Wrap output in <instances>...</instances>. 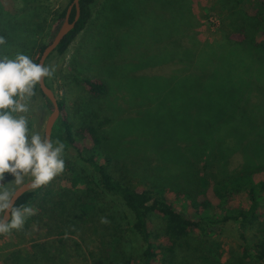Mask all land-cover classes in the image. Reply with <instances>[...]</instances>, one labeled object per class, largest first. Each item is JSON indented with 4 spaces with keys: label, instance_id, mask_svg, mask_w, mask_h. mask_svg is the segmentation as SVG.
<instances>
[{
    "label": "trees",
    "instance_id": "trees-1",
    "mask_svg": "<svg viewBox=\"0 0 264 264\" xmlns=\"http://www.w3.org/2000/svg\"><path fill=\"white\" fill-rule=\"evenodd\" d=\"M140 1L106 0L105 9L111 15L105 17L107 22L115 25L125 24L121 17L130 15L135 4ZM33 2L32 5H28L24 0H0V36L6 41L1 46L7 52L6 56L14 58L17 53L30 56L33 52L34 38L29 22L39 17L41 11V6L36 3L38 1ZM70 2L71 0H68L67 5ZM96 2L97 0L79 1L80 15L75 26L50 53L44 63L45 66H48L53 58L62 55L77 34L87 27ZM65 12L66 6L53 10V18L47 25L44 35L46 41L40 42L35 50L34 62L37 63L43 48L58 30L64 20ZM74 13L73 8L70 20L73 19ZM252 16L255 18V23L249 26L242 25L237 29L240 31L238 34L241 33L239 35L243 38L237 39V42L226 39L231 48L225 55L218 53L219 48L226 46L225 44L210 42L207 44V57L202 62H194L185 69L179 68L174 76L189 75L194 95L202 90L198 93L202 99L195 102L196 105L192 104L194 105L192 112L193 118L198 121L196 131L200 132L198 130L200 128L208 133V137L201 135L190 140L184 139L191 146L187 154L192 155L195 151L199 153L201 148L211 146L216 138L210 129L217 128L219 124L211 120V115L207 114L210 98L205 92L210 90L212 83L221 76V70L225 69L229 75L215 93L226 95L228 108L223 112L229 113L234 107L235 110H239V106L242 105L240 91L245 85L239 81V78L248 76L247 71L250 70L246 67L245 59L239 58L235 48L243 47L245 55L248 52L253 54L254 50L259 53V60L264 59V0H258ZM39 27L44 29V26ZM110 36L118 40L120 45L123 32L120 29L118 34L114 33ZM119 45L116 47L118 51ZM220 55L232 60L225 65ZM110 74L114 75L113 72ZM230 74L239 75L234 80ZM260 75H256L255 80H259ZM73 76L86 91L84 103L80 106L83 110L81 122L69 118L64 102L58 100L60 114L54 123L51 139L53 141L59 139L65 144L64 154L70 149L73 150L74 162L79 164L85 175L82 177L76 175L70 184L75 185L82 181L85 192L83 195L78 193L72 201H67L66 198L54 199L50 190L53 191L55 185L51 181L43 187L29 190L21 195L15 203L16 206H30L38 201L41 208L39 214L51 211L58 230L52 239L31 242L26 251L11 250L0 264H70L74 252L77 253L80 245L69 234L74 235L76 228L91 223V216L95 218L105 202L120 205L122 209L121 213L116 211L107 216L111 226H107L103 233H99L95 224H91L90 234L98 239L96 249L90 252L92 257L96 256L93 264H178L176 263L178 250L191 252L189 256L192 261L188 264H221L219 258L213 255V249L206 248L203 243L208 241L207 238L218 233L221 226L227 222L236 225L239 241L236 251L237 263L264 264V161L244 164L241 169L227 174L224 171H217V175L207 172L211 174L210 177H207L206 173L199 178L195 188L190 189L168 190L158 182L154 183V180L137 179L127 172L125 166L119 165L120 160L114 156L115 150L125 151L127 147L118 143V137L115 135L119 129L117 118L111 114L109 107L113 90L109 76L107 75L106 78L103 75L83 71H75ZM204 80L207 82L203 83ZM45 83L52 89L47 78ZM147 84L144 89L141 88L138 103L135 97L134 103L128 102L131 103L132 111L139 113V119L133 126H138L139 139L137 138L135 142L136 146L142 148L144 157L152 148L156 153L172 148L177 139L173 124L168 117L166 121L149 116L143 121L140 120L144 112L147 114L153 109L154 101L168 98V94L165 93L159 98L152 99L153 91L161 87L154 88L152 82ZM247 90L246 87V92ZM36 92L46 100L51 111L52 103L41 93L38 85L35 88ZM132 94L136 95L133 92ZM162 109L165 110L166 107ZM164 114L167 115V110ZM222 117L219 116L218 119L222 121ZM133 133L136 135L135 128ZM217 147L224 155L219 143ZM181 157L177 156V158ZM205 167L210 168V165L204 164L203 168ZM47 186L51 189L43 190ZM93 210L96 212L91 214ZM192 240H197V244ZM213 244L215 243L212 241L210 245Z\"/></svg>",
    "mask_w": 264,
    "mask_h": 264
},
{
    "label": "rangeland",
    "instance_id": "rangeland-1",
    "mask_svg": "<svg viewBox=\"0 0 264 264\" xmlns=\"http://www.w3.org/2000/svg\"><path fill=\"white\" fill-rule=\"evenodd\" d=\"M24 1L32 5L36 0ZM37 1L36 3L41 6L40 16L29 22L34 38L33 52L30 55L33 61L38 45L46 41L44 35L47 25L53 18V10L67 6L68 3V0ZM105 1L97 0L87 27L77 34L62 55L53 58L48 64L54 67L55 71L51 77L46 78L57 99L64 102L69 118L81 122L83 110L80 106L86 96L85 89L74 79L75 71L91 72L106 78L108 75L113 88L109 107L111 114L117 118L119 129L115 135L118 137V143L127 147L125 151L115 150L114 156L120 160L119 165L125 166L127 172L137 179L154 180V183L158 182L168 190L190 189L195 188L199 178L205 176L207 172L224 171L227 174L241 169L244 164L264 161V59H258L259 53L253 50V54L248 52L245 55L243 47L235 48L239 58L245 59L246 67L250 70L247 71L248 76L239 78V81L245 85L240 91V100L243 102L239 110H235L234 107L229 113L223 112L228 108L226 95L215 94L217 88L228 79L229 75L225 69L221 70V76L212 83L211 89L205 92L210 98L207 114L211 115V120L217 122L219 126L210 129V132L216 135L211 146L201 148L199 153L195 151L192 155L187 154L191 146L184 139L190 140L201 135L208 137V133L200 128L198 129L200 132L196 131L198 121L193 118L192 112L194 106L192 104L196 105L195 102L202 99L198 94L202 90L194 95L189 75L174 77L179 68L185 69L194 62H202L207 57V44L210 42L225 44L226 46L218 50V53L225 55L231 48L226 39L237 42L236 40L242 37L237 29L242 25L249 26L255 23L252 15L258 0H175L174 2L141 0L135 4L130 15L121 17L125 21L123 25L107 22L106 18L111 15L105 9ZM39 26H44V29ZM119 28L123 32L120 45L118 40L110 36V34H118ZM118 45L119 51L116 48ZM6 54L5 49L0 45V56ZM221 57L225 65L232 60L229 57ZM230 75L235 80L239 74ZM256 75H260L259 80H255ZM150 82L154 84V88L161 87L153 91L152 99L159 98L165 93L168 94V98L154 101L153 109L147 114L144 112L140 120L143 121L149 116L166 121L168 117L173 124L177 139L172 148L163 149L158 153L152 148L144 157L142 148L136 146L135 142L137 138L139 139L138 126H133L139 119V113L132 111L131 103L128 102L134 103L135 97L138 103L141 88L144 89L145 84ZM162 107L166 109L163 110ZM166 110L167 115L164 114ZM49 113L46 100L36 92L30 101V112L26 114L30 129L43 135ZM219 116H223L222 121L218 119ZM134 128L136 135L133 133ZM217 143L223 149L224 155L218 149ZM177 156L182 157L177 158ZM64 159L65 170L52 180L55 189L50 192L54 199L66 198L67 201H72L78 193L84 194L85 185L82 181L75 185L70 183L76 175L82 177L85 172L74 162L73 150L66 152ZM204 164H209L210 168L204 169ZM210 175L207 173L206 176L210 177ZM4 180L7 183L14 180V177L5 173ZM45 188L50 186L44 187L43 190ZM38 203L36 201L30 205L36 210V214L26 219L21 230L0 234V263L11 250L26 251L31 242L49 240L56 236L55 232L58 229L51 211H45L40 215L41 208ZM103 205L95 218L91 216V223L76 228V234H69L80 245L77 253L74 252L70 264H93L96 256L92 257L90 252L96 249L98 239L90 234L91 224H95L96 230L103 233L107 226H111L107 216L116 211L121 213L122 209V206L110 202H105ZM95 212L96 210H93L91 214ZM207 239L208 241L203 245L213 249V255L219 258L221 264H238L236 251L239 241L236 225L233 222L224 223L218 233ZM196 241L192 240L197 244ZM212 241L215 244L210 245ZM190 253L187 250H178L176 263H190L192 261Z\"/></svg>",
    "mask_w": 264,
    "mask_h": 264
},
{
    "label": "clouds",
    "instance_id": "clouds-1",
    "mask_svg": "<svg viewBox=\"0 0 264 264\" xmlns=\"http://www.w3.org/2000/svg\"><path fill=\"white\" fill-rule=\"evenodd\" d=\"M0 36V45L5 44ZM55 68L38 64L30 56H0V234L21 230L36 214L31 206H16V193L26 183L37 189L65 170V144L32 131L26 115L36 86ZM5 173L14 180L5 183Z\"/></svg>",
    "mask_w": 264,
    "mask_h": 264
},
{
    "label": "water",
    "instance_id": "water-1",
    "mask_svg": "<svg viewBox=\"0 0 264 264\" xmlns=\"http://www.w3.org/2000/svg\"><path fill=\"white\" fill-rule=\"evenodd\" d=\"M80 0H71V2L66 6V12H65V17L62 23L60 24L58 30L52 37L51 41L43 48L41 54L39 55V58L37 60L38 64H43L45 63L46 59L52 53L55 48L58 46V44L63 40V38L66 36V34L75 26V23L77 19L79 18L80 15ZM74 8L75 13L74 17L72 20H70V13L71 10ZM39 89L41 93L46 96L49 101L52 103V110L50 111L49 115L46 118L45 125H44V130H43V135H47L48 137L51 138L52 134V129L54 126L55 121L59 117L60 114V109L58 106V99L54 93V91L46 85L45 83V78L42 79V81L38 84ZM28 180V179H27ZM19 189V191L16 193V201L19 199L21 195H23L25 192L29 190H34L29 187L28 183ZM38 189V188H37ZM15 201V203H16Z\"/></svg>",
    "mask_w": 264,
    "mask_h": 264
}]
</instances>
